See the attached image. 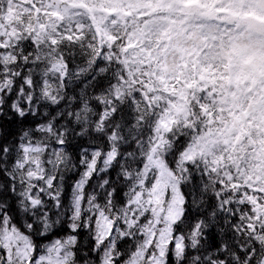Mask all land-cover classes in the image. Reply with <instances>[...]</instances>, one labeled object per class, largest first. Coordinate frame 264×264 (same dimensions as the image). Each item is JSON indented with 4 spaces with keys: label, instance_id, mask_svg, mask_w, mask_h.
<instances>
[{
    "label": "snow or ice",
    "instance_id": "6c2138e0",
    "mask_svg": "<svg viewBox=\"0 0 264 264\" xmlns=\"http://www.w3.org/2000/svg\"><path fill=\"white\" fill-rule=\"evenodd\" d=\"M0 264H264V0H0Z\"/></svg>",
    "mask_w": 264,
    "mask_h": 264
},
{
    "label": "trees",
    "instance_id": "16d2710c",
    "mask_svg": "<svg viewBox=\"0 0 264 264\" xmlns=\"http://www.w3.org/2000/svg\"><path fill=\"white\" fill-rule=\"evenodd\" d=\"M73 179H74V177H73Z\"/></svg>",
    "mask_w": 264,
    "mask_h": 264
}]
</instances>
